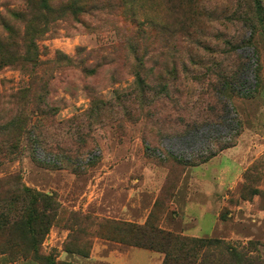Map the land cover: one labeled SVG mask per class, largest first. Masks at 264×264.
Returning a JSON list of instances; mask_svg holds the SVG:
<instances>
[{
    "label": "rangeland",
    "instance_id": "rangeland-1",
    "mask_svg": "<svg viewBox=\"0 0 264 264\" xmlns=\"http://www.w3.org/2000/svg\"><path fill=\"white\" fill-rule=\"evenodd\" d=\"M103 1L78 17L49 15L27 52L23 40L10 45V25L25 28L10 15L21 0H0V127L18 124L0 130V199L18 184L51 196L57 210L36 259L1 254L0 264H161L163 253L111 239L104 223L148 219L235 246L248 256L241 264H264V21L253 0ZM132 14L144 20L143 41ZM239 63L230 86L241 94L227 100L215 73ZM224 103L222 122L208 124L207 108ZM208 153L193 165L175 159ZM206 253L202 264H221L218 249Z\"/></svg>",
    "mask_w": 264,
    "mask_h": 264
},
{
    "label": "trees",
    "instance_id": "trees-1",
    "mask_svg": "<svg viewBox=\"0 0 264 264\" xmlns=\"http://www.w3.org/2000/svg\"><path fill=\"white\" fill-rule=\"evenodd\" d=\"M50 1L51 0H21L22 8L10 11L11 17L25 27L23 34H20L10 25V45L16 47L17 40H23V42L28 44L27 52H30L34 48V38L49 30L48 27L52 23L48 20L49 15L55 13L61 15L66 12L72 15V17H78L92 10L101 11L108 6L107 1L104 2L103 0H67L61 3L60 6L54 7L50 4ZM253 3L254 5L251 11L254 16H257L258 21H264L261 0H253ZM32 4L35 5L32 6ZM129 22L139 27L144 23V20L140 22V20H137V17L132 14ZM148 26L156 27V24L149 21ZM161 27L167 30L165 25ZM134 35L136 39L138 37L137 35H139V37L141 36L140 39L142 41L144 40L143 37L148 36L142 29L140 30V27L138 31L134 32ZM134 40L132 38H129L128 41L124 39L123 43L126 42L128 47L131 48ZM138 42L144 45V42ZM146 49L147 46H144V50ZM165 69L167 68L165 67ZM242 69L243 67L241 63H239L235 70L228 71L221 67L219 71L215 73L217 82H219V86L221 87L218 92L224 94L227 100H229L230 96L233 94H241L239 88H236L237 90L232 89L230 83L237 79ZM139 83L141 91L144 92L145 89L148 88L149 82L146 83L140 79ZM237 83L243 85V80H239ZM248 91L249 90H247V92ZM214 103H219V101L217 100V102ZM225 107L226 105L224 103L222 109L213 107L207 108V111L212 113L210 120L207 118L208 124L221 123V116L225 112ZM14 125H18L17 121H10V124L5 123L4 127H0V130H15L16 126ZM190 129L191 124L187 123L184 125V132L177 135L184 136ZM230 145H232L230 141L223 143L219 149L226 148ZM213 155L214 153H208L197 160H185L176 157L175 159L178 162L193 165L206 162ZM16 187L18 188L15 189V196H13L12 199L9 198V202L0 199V234L2 237H5L1 239L0 255L7 254L11 260H15L18 257L26 259L28 257L27 255L30 254L32 255V259H36L39 256L38 245L46 236L50 225L57 215V210L51 196L33 192L26 187H19L18 184H16ZM17 199H21L22 201L28 200V202H22L18 206L15 204ZM149 221L148 219L143 225L117 220L105 221L104 223L108 224L111 228L110 235H108L111 239L113 238L132 246L163 253L161 264H202L204 259L209 258V254L206 252L212 249H218L222 255L223 263L241 264V262L244 263L248 261V256H246L244 252L238 250L235 246H230L224 241L176 235L161 230L158 225ZM99 226L102 227L104 225L101 226V224H99ZM222 262L221 264H223ZM50 264H54V262H50Z\"/></svg>",
    "mask_w": 264,
    "mask_h": 264
},
{
    "label": "crops",
    "instance_id": "crops-1",
    "mask_svg": "<svg viewBox=\"0 0 264 264\" xmlns=\"http://www.w3.org/2000/svg\"><path fill=\"white\" fill-rule=\"evenodd\" d=\"M135 248H130V249H128L126 252H120V253H118V256L120 257V258H118L119 260H122V261H124V257H127V256H129L130 255V253H131V251H133ZM113 255V254H112ZM157 264H160V256H158V258H157Z\"/></svg>",
    "mask_w": 264,
    "mask_h": 264
}]
</instances>
